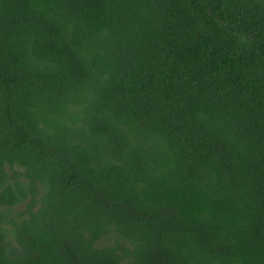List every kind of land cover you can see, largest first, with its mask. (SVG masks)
Wrapping results in <instances>:
<instances>
[{"label": "trees", "instance_id": "1", "mask_svg": "<svg viewBox=\"0 0 264 264\" xmlns=\"http://www.w3.org/2000/svg\"><path fill=\"white\" fill-rule=\"evenodd\" d=\"M0 264H264V0H0Z\"/></svg>", "mask_w": 264, "mask_h": 264}]
</instances>
